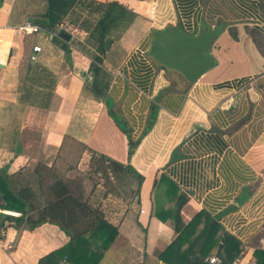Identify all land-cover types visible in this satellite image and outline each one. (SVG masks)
Instances as JSON below:
<instances>
[{
    "label": "crops",
    "instance_id": "obj_1",
    "mask_svg": "<svg viewBox=\"0 0 264 264\" xmlns=\"http://www.w3.org/2000/svg\"><path fill=\"white\" fill-rule=\"evenodd\" d=\"M93 1H117L138 14L124 32L105 34L104 51L101 35H93L100 14L89 4L63 20L80 30L79 41L64 48L54 32L24 30L40 25L30 19H46L47 0H2L0 169L85 171L95 152L143 176L122 213L104 207L119 236L100 264H169L162 255L179 234L155 215L157 203L174 207L162 176L188 196L184 224L205 212L221 226L204 264L218 255L225 233L243 244L242 264H251L264 248V0ZM167 26L192 35L217 30L216 67L197 83L148 56ZM131 141H138L132 152ZM68 241L52 224L0 227V264H38Z\"/></svg>",
    "mask_w": 264,
    "mask_h": 264
},
{
    "label": "trees",
    "instance_id": "obj_2",
    "mask_svg": "<svg viewBox=\"0 0 264 264\" xmlns=\"http://www.w3.org/2000/svg\"><path fill=\"white\" fill-rule=\"evenodd\" d=\"M1 2L2 0L0 4ZM47 2L45 18L48 23L41 27L49 32H56L58 25L76 6L89 4L91 12L99 13L100 17L93 35L99 34L102 37L100 51L106 48L104 37L107 32L117 29L125 22L129 26L138 16L117 1L103 3L93 0H47ZM262 8L264 13V3ZM61 35L54 37L53 40L63 41ZM137 145L138 141L130 142L131 152ZM94 167L102 169L105 173L109 170V174L114 176L121 173L131 177L134 173L138 191L132 190V198L135 194L139 196L144 177L137 174L131 166H125L95 152L92 153L89 169L85 171L76 170L72 165L59 169L56 165L49 168L42 164L37 166L32 175H25L23 171L10 175L6 169H0V210L20 214L19 217H14L0 213V227L3 231H6L7 225H14L17 229L27 226L34 230L43 224H52L69 237L64 246L41 258L38 264H100L105 253L119 236L118 226L109 221L104 204L97 202L95 192L87 187L86 182L90 181L89 170ZM47 174L54 177L49 184ZM159 184L168 186L167 194L170 201L174 202V207L167 209L165 205L157 203L155 215L163 222L171 221L179 234L163 253V260L169 264H204L206 256L217 243L222 230L220 224L205 212H200L189 224H184L181 211L188 202V196L180 193L177 186L165 176L161 177ZM203 222L204 227L199 232ZM220 240L218 255L223 264H233L243 252V244L226 233ZM186 245L188 249L183 251ZM253 256L256 264H264V248H258Z\"/></svg>",
    "mask_w": 264,
    "mask_h": 264
},
{
    "label": "water",
    "instance_id": "obj_3",
    "mask_svg": "<svg viewBox=\"0 0 264 264\" xmlns=\"http://www.w3.org/2000/svg\"><path fill=\"white\" fill-rule=\"evenodd\" d=\"M40 25H47L46 19H30ZM67 48L69 35L62 33ZM218 36L215 28H202L197 34H189L178 26H167L155 33L148 56L166 69L180 73L190 84H195L216 67L212 46ZM107 47L110 40L106 41ZM3 66L0 64V68Z\"/></svg>",
    "mask_w": 264,
    "mask_h": 264
},
{
    "label": "rangeland",
    "instance_id": "obj_4",
    "mask_svg": "<svg viewBox=\"0 0 264 264\" xmlns=\"http://www.w3.org/2000/svg\"><path fill=\"white\" fill-rule=\"evenodd\" d=\"M126 24L127 22L123 25L120 24L117 30L124 32ZM89 172L90 181H87L86 184L89 190L95 192L97 202L103 203L106 209H116L119 213H122L133 196L131 189L133 181L130 175L118 173L114 176V174H109V170L105 173L97 167L92 168ZM46 177L47 184L54 180V177H51L50 174H47Z\"/></svg>",
    "mask_w": 264,
    "mask_h": 264
},
{
    "label": "built area",
    "instance_id": "obj_5",
    "mask_svg": "<svg viewBox=\"0 0 264 264\" xmlns=\"http://www.w3.org/2000/svg\"><path fill=\"white\" fill-rule=\"evenodd\" d=\"M24 30H26L28 33L35 34L42 31L43 28L40 25L34 23H27L24 27ZM62 33H67L69 35L70 38L68 42L71 44V46H74V44L79 41L80 30L79 27L73 23L66 22L59 24L58 29L53 33V36L60 37ZM34 52H41V47H34ZM142 212L144 211L142 210ZM208 262L209 264H223V261L219 255L212 256L208 259ZM234 264H242V255L235 260ZM251 264H256V262L253 261Z\"/></svg>",
    "mask_w": 264,
    "mask_h": 264
}]
</instances>
